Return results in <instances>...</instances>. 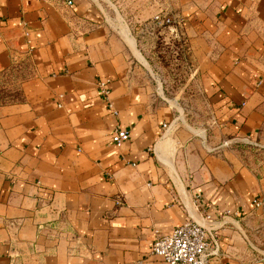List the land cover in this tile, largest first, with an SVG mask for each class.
Segmentation results:
<instances>
[{"label":"crops","instance_id":"crops-1","mask_svg":"<svg viewBox=\"0 0 264 264\" xmlns=\"http://www.w3.org/2000/svg\"><path fill=\"white\" fill-rule=\"evenodd\" d=\"M149 1L181 20L204 122L98 0H0V75L21 81L0 104V264H164L153 240L188 219L211 264H264V0Z\"/></svg>","mask_w":264,"mask_h":264},{"label":"rangeland","instance_id":"rangeland-1","mask_svg":"<svg viewBox=\"0 0 264 264\" xmlns=\"http://www.w3.org/2000/svg\"><path fill=\"white\" fill-rule=\"evenodd\" d=\"M108 18L129 29L137 51L159 94L188 122H204L208 115L205 99L198 91L189 62L187 41L181 30L171 31L154 21L155 1L98 0ZM158 12V11H157ZM141 15V16H140ZM19 76L0 75V104L21 99Z\"/></svg>","mask_w":264,"mask_h":264},{"label":"built area","instance_id":"built-area-1","mask_svg":"<svg viewBox=\"0 0 264 264\" xmlns=\"http://www.w3.org/2000/svg\"><path fill=\"white\" fill-rule=\"evenodd\" d=\"M71 1H69L70 3ZM154 21L167 25L171 31H176L181 20L169 17L162 12H157L153 16ZM102 91L108 94L104 88ZM111 108V102L108 103ZM166 127V124H163ZM112 142L120 145L130 139L128 132L117 129L110 135ZM226 140L222 145H228ZM259 205V203H257ZM206 220L211 221V216L206 214ZM209 228L199 221L188 219L167 234L155 237L151 244L150 251L153 255L159 256L164 264H211L212 256L216 255L217 245L211 246L209 241Z\"/></svg>","mask_w":264,"mask_h":264}]
</instances>
